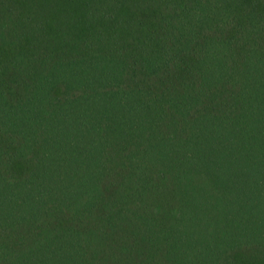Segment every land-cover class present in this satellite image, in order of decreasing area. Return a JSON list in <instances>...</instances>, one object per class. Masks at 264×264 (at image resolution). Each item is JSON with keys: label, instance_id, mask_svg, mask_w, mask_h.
Returning <instances> with one entry per match:
<instances>
[{"label": "trees", "instance_id": "1", "mask_svg": "<svg viewBox=\"0 0 264 264\" xmlns=\"http://www.w3.org/2000/svg\"><path fill=\"white\" fill-rule=\"evenodd\" d=\"M0 264H264V0H0Z\"/></svg>", "mask_w": 264, "mask_h": 264}, {"label": "rangeland", "instance_id": "2", "mask_svg": "<svg viewBox=\"0 0 264 264\" xmlns=\"http://www.w3.org/2000/svg\"><path fill=\"white\" fill-rule=\"evenodd\" d=\"M245 225V224H244ZM244 225H240V227H243Z\"/></svg>", "mask_w": 264, "mask_h": 264}]
</instances>
